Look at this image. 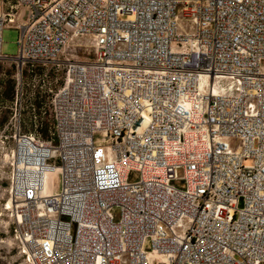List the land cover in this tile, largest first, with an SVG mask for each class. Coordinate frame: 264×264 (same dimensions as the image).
Segmentation results:
<instances>
[{
    "label": "built area",
    "instance_id": "2783aa9c",
    "mask_svg": "<svg viewBox=\"0 0 264 264\" xmlns=\"http://www.w3.org/2000/svg\"><path fill=\"white\" fill-rule=\"evenodd\" d=\"M0 59L26 264H264V0H0Z\"/></svg>",
    "mask_w": 264,
    "mask_h": 264
},
{
    "label": "rangeland",
    "instance_id": "374dc122",
    "mask_svg": "<svg viewBox=\"0 0 264 264\" xmlns=\"http://www.w3.org/2000/svg\"><path fill=\"white\" fill-rule=\"evenodd\" d=\"M177 29L180 33H192L194 31V25L188 20L182 17L180 7L177 8ZM30 10L23 8L20 10L17 22L13 25H7L2 32L1 53L8 57H14L18 52V40L20 37V31L16 27L17 23L25 24L28 21ZM73 44H80L81 46H89L91 40L88 37H81L73 41ZM67 56L72 55L75 59H84L87 57L86 53H83L81 47L69 46L66 49ZM89 57H92L90 52ZM0 64L4 68H9L14 65L10 60H1ZM15 66V65H14ZM62 66L58 68V72L50 73V76L58 77L62 76ZM261 71L264 72V63L261 64ZM3 73V72H2ZM1 76H4L3 74ZM7 110L0 108V116L6 115ZM10 135V130L7 132ZM233 143V142H231ZM14 142L12 138L4 139L3 128L0 127V264H26L24 258L19 253V244L14 240L12 235L13 218L10 211L4 208L5 203L8 200V179L10 173V162L12 158V149ZM150 264H161L157 258L148 256Z\"/></svg>",
    "mask_w": 264,
    "mask_h": 264
},
{
    "label": "trees",
    "instance_id": "16d2710c",
    "mask_svg": "<svg viewBox=\"0 0 264 264\" xmlns=\"http://www.w3.org/2000/svg\"><path fill=\"white\" fill-rule=\"evenodd\" d=\"M15 72H16V68L14 65H11L9 68H4L0 64V106H5V104L13 100L14 86H15ZM24 73L26 74V71ZM2 74L4 76H1ZM33 102L36 105L38 104V96L36 94L34 95ZM7 118H8V113H6V115L4 116H0V127L7 120ZM51 126H52V122L49 118L42 123V126L38 129V131L41 133L43 137L49 138Z\"/></svg>",
    "mask_w": 264,
    "mask_h": 264
},
{
    "label": "bare ground",
    "instance_id": "6f19581e",
    "mask_svg": "<svg viewBox=\"0 0 264 264\" xmlns=\"http://www.w3.org/2000/svg\"><path fill=\"white\" fill-rule=\"evenodd\" d=\"M8 205H10V202H8Z\"/></svg>",
    "mask_w": 264,
    "mask_h": 264
}]
</instances>
